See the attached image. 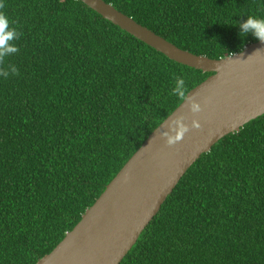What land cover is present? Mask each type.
<instances>
[{"label": "trees", "instance_id": "trees-1", "mask_svg": "<svg viewBox=\"0 0 264 264\" xmlns=\"http://www.w3.org/2000/svg\"><path fill=\"white\" fill-rule=\"evenodd\" d=\"M103 1L210 59L259 41L239 25L264 20V0ZM0 14L19 33L0 60V264H36L211 73L76 0H0ZM120 264H264V115L187 170Z\"/></svg>", "mask_w": 264, "mask_h": 264}, {"label": "water", "instance_id": "water-1", "mask_svg": "<svg viewBox=\"0 0 264 264\" xmlns=\"http://www.w3.org/2000/svg\"><path fill=\"white\" fill-rule=\"evenodd\" d=\"M76 1L169 60L211 73L148 135L62 241L36 262L120 264L187 170L219 140L264 115V42L210 59L176 47L103 0ZM190 100L200 111L190 110ZM176 121L188 130L168 145Z\"/></svg>", "mask_w": 264, "mask_h": 264}, {"label": "clouds", "instance_id": "clouds-1", "mask_svg": "<svg viewBox=\"0 0 264 264\" xmlns=\"http://www.w3.org/2000/svg\"><path fill=\"white\" fill-rule=\"evenodd\" d=\"M239 27L241 34L247 35L250 33L257 40L264 42V20H258L253 17H249L242 24H240ZM18 38L19 33L15 28L10 27L9 19L5 15L0 14V60L18 51V48L13 43H11ZM11 71L12 73H15V67H11ZM2 74L7 76L8 72H4ZM182 87L183 81H178L174 92L182 96ZM189 107L193 113L200 111V105L193 100L189 101ZM175 125V135L168 136L166 140L168 145H172L174 142L180 140L184 132L188 130L187 125L182 124L180 121H176ZM192 126L198 127L199 125L196 121H193ZM165 135L167 134L165 133Z\"/></svg>", "mask_w": 264, "mask_h": 264}]
</instances>
